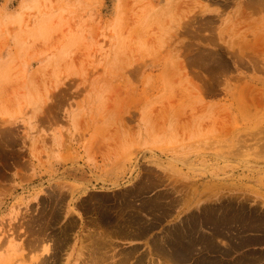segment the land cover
Returning a JSON list of instances; mask_svg holds the SVG:
<instances>
[{
  "label": "rangeland",
  "instance_id": "obj_1",
  "mask_svg": "<svg viewBox=\"0 0 264 264\" xmlns=\"http://www.w3.org/2000/svg\"><path fill=\"white\" fill-rule=\"evenodd\" d=\"M262 15L0 0V264H264Z\"/></svg>",
  "mask_w": 264,
  "mask_h": 264
},
{
  "label": "bare ground",
  "instance_id": "obj_2",
  "mask_svg": "<svg viewBox=\"0 0 264 264\" xmlns=\"http://www.w3.org/2000/svg\"><path fill=\"white\" fill-rule=\"evenodd\" d=\"M258 3H259V2H258ZM260 4H261V2H260ZM255 5H256V3H255ZM261 5H262V4H261ZM258 6H260V5L258 4ZM258 6H257V7H258ZM242 8H243V7H242ZM242 47H243V46H242ZM159 201H160V200H159ZM139 212H140V211H139ZM141 215H142V214H141ZM95 223H96V222H95ZM97 225H98V224H97ZM119 225H120V224H119ZM122 225H123V224H122ZM120 226H121V225H120ZM121 227H122V226H121ZM99 228H100V227H99ZM102 229H103V228H102ZM105 229H106V228H105ZM129 229H130V227H129ZM183 229H184V228H183ZM110 230H111V229H110ZM131 230H132V229H131ZM114 231H115V230H114ZM108 232H110V231H108ZM183 232H184V231H183ZM184 233H185V232H184ZM106 235H107V234H106ZM109 235H110V234H109ZM92 236H93V235H92ZM239 236H240V235H239ZM96 237H97V236H96ZM99 237L103 239V235H102V237H101V236H99ZM90 238H91V237H90ZM100 238H99V239H100ZM93 239H95V237H93ZM108 239H109V237H108ZM100 240H101V239H100ZM42 241H43V240H42ZM95 241H96V240H95ZM104 241H106V239L103 240L102 242L104 243ZM92 242H94V241L92 240ZM108 242H109V241H108ZM105 243H106V242H105ZM109 243H110V242H109ZM109 243H106V244L109 245ZM160 243H161V242H160ZM163 243H164V242H163ZM91 245H92V244H91ZM165 246H166V245H165ZM107 247H109V246H107ZM99 248H100V247H99ZM99 248H98V249H99ZM165 248H166V247H165ZM95 249H96V248H95ZM98 249H96V250H97V251H96L97 254H98V253H99V254H100V253L102 254V252H98V251H99ZM156 249H157V248H156ZM163 249H164V248H163ZM100 251H101V250H100ZM109 251H110V250H109ZM167 251H168V250H167ZM96 252L94 251L93 254H95ZM153 252H154V250H153ZM168 252H169V251H168ZM155 253H157V252H155ZM90 254H92V253H90ZM93 254H92V255H93ZM97 254H96V256H97ZM99 254H98V256H99ZM101 254H100V257H102V255H103V254H102V255H101ZM160 254H162V253H160ZM105 255H106V254H105ZM107 255H108V254H107ZM90 256H91V255H90ZM93 256H94V255H93ZM93 256H92V257H93ZM103 256H104V255H103ZM157 256H158V255H157ZM256 256H257V255H256ZM92 257H90V259H91ZM94 257H95V256H94ZM100 257H96L95 260H93V259H94V258H93V259H91L92 261H91V260H89V261H91V262L96 261L97 258H98V261H101L102 259H101ZM159 257H160V256H159ZM99 258H100L101 260H100ZM102 258H104V257H102ZM110 258H111V257H110ZM128 258H129V257H128ZM162 258H163V257H162ZM170 258H171V257H170ZM257 258H258V257H257ZM104 259H105V258H104ZM122 259H123V258H122ZM163 259H164V258H163ZM163 259H162V260H163ZM167 259H168V258H167ZM192 259H193V258H192ZM169 260H170V259H169ZM169 260L164 259V263H165L166 261H169ZM106 261H107V260H106ZM177 261H178V260H177ZM169 262H170V261H169ZM191 262H192V261H191ZM166 263H167V262H166ZM171 263H172V262H171ZM187 263H188V262H187ZM91 264H95V263H91ZM96 264H97V263H96ZM113 264H114V263H113ZM116 264H117V263H116ZM124 264H125V263H124ZM172 264H173V263H172Z\"/></svg>",
  "mask_w": 264,
  "mask_h": 264
},
{
  "label": "crops",
  "instance_id": "obj_3",
  "mask_svg": "<svg viewBox=\"0 0 264 264\" xmlns=\"http://www.w3.org/2000/svg\"><path fill=\"white\" fill-rule=\"evenodd\" d=\"M230 16V15H229ZM228 16V17H229ZM254 27L255 28H258V30L259 29H263L264 28V15H262V16H260L259 18H258V20L257 21H254ZM259 32H261L260 30H259ZM259 37H260V41L261 42H264V34H260V35H258Z\"/></svg>",
  "mask_w": 264,
  "mask_h": 264
}]
</instances>
